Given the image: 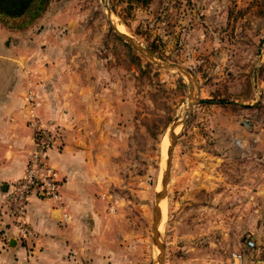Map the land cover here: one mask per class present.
<instances>
[{
  "label": "rangeland",
  "instance_id": "obj_1",
  "mask_svg": "<svg viewBox=\"0 0 264 264\" xmlns=\"http://www.w3.org/2000/svg\"><path fill=\"white\" fill-rule=\"evenodd\" d=\"M7 60L74 85L103 122L85 134L89 172L119 264H160L175 120L163 264H231L264 208V0H51L25 28L0 23V79Z\"/></svg>",
  "mask_w": 264,
  "mask_h": 264
},
{
  "label": "crops",
  "instance_id": "obj_2",
  "mask_svg": "<svg viewBox=\"0 0 264 264\" xmlns=\"http://www.w3.org/2000/svg\"><path fill=\"white\" fill-rule=\"evenodd\" d=\"M24 68L7 60L5 78L0 79V264H119L113 251L116 224H101L98 216L100 202L94 176L89 172L92 146L85 136L94 129L102 130L104 124L84 106V96L74 85L68 84V89L57 93L60 78L41 79L39 83ZM30 91L36 96L33 105L26 99ZM33 116L56 130L48 163L57 173L61 198L54 201L37 193L30 196L25 222L32 235L22 239L14 220L5 212L9 189L23 178L34 150ZM94 116L96 124L90 125L89 118ZM101 117L100 121L104 119ZM259 193L264 194L263 185ZM256 218L252 236L242 244L241 251H234L243 253L245 264L264 261L263 206ZM250 239L255 242L254 248L247 246Z\"/></svg>",
  "mask_w": 264,
  "mask_h": 264
},
{
  "label": "built area",
  "instance_id": "obj_3",
  "mask_svg": "<svg viewBox=\"0 0 264 264\" xmlns=\"http://www.w3.org/2000/svg\"><path fill=\"white\" fill-rule=\"evenodd\" d=\"M26 99L31 105L36 102V96L31 91ZM30 123L33 129L34 150L29 155L23 178L13 183L9 189L5 212L6 216L14 220L22 239L32 235L31 228L25 222L30 196L37 193L54 201H59L61 198L57 173L48 163L49 152L56 138V130L51 126H45L36 116H33ZM247 246L254 248L255 242L250 239ZM230 263L245 264L243 253L233 252ZM258 264H264V261Z\"/></svg>",
  "mask_w": 264,
  "mask_h": 264
},
{
  "label": "water",
  "instance_id": "obj_4",
  "mask_svg": "<svg viewBox=\"0 0 264 264\" xmlns=\"http://www.w3.org/2000/svg\"><path fill=\"white\" fill-rule=\"evenodd\" d=\"M103 1L107 2V0H103ZM106 8H107L109 19H111V10L108 7V5H106ZM116 32L123 40L129 42L138 51H140L144 54H147L150 58L153 59L151 53L146 52L141 46H139L136 42H134L127 35L122 34L119 30H116ZM160 66L166 70L178 69L181 73L185 74L191 81L193 80L191 75L189 74V72L182 67L175 66L173 64H160ZM193 95H195V94H193ZM179 124L180 123L177 120H175L173 125H172V128H171L172 140L170 142V146H169V150H168L167 167H166L163 182H162V192L159 193V195L157 196L156 206L154 208L153 240H154V244L157 246V248L161 252V256L159 257L160 264H163V262H164V254H163L164 252H163V248L159 242V235H160L159 234V224H160V215H161L160 203H161V201H163L166 198V194H167V186H168V183L170 180V175H171V170H172V165H173V155H174V150H175L176 141H177V134L175 132V129L177 128V126H179Z\"/></svg>",
  "mask_w": 264,
  "mask_h": 264
},
{
  "label": "trees",
  "instance_id": "obj_5",
  "mask_svg": "<svg viewBox=\"0 0 264 264\" xmlns=\"http://www.w3.org/2000/svg\"><path fill=\"white\" fill-rule=\"evenodd\" d=\"M51 0H0V23L11 29L27 27Z\"/></svg>",
  "mask_w": 264,
  "mask_h": 264
},
{
  "label": "bare ground",
  "instance_id": "obj_6",
  "mask_svg": "<svg viewBox=\"0 0 264 264\" xmlns=\"http://www.w3.org/2000/svg\"><path fill=\"white\" fill-rule=\"evenodd\" d=\"M121 31V30H120ZM122 33H125V32H123V31H121Z\"/></svg>",
  "mask_w": 264,
  "mask_h": 264
}]
</instances>
